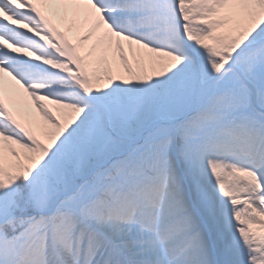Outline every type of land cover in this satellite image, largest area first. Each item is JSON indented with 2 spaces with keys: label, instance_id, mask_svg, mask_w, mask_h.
Masks as SVG:
<instances>
[{
  "label": "snow or ice",
  "instance_id": "1",
  "mask_svg": "<svg viewBox=\"0 0 264 264\" xmlns=\"http://www.w3.org/2000/svg\"><path fill=\"white\" fill-rule=\"evenodd\" d=\"M0 264H264V0H0Z\"/></svg>",
  "mask_w": 264,
  "mask_h": 264
}]
</instances>
